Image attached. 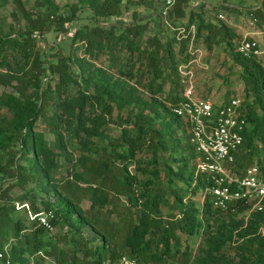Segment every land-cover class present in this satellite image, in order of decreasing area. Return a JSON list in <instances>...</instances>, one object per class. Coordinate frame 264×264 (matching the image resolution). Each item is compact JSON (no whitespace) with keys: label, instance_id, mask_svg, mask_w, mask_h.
<instances>
[{"label":"trees","instance_id":"trees-1","mask_svg":"<svg viewBox=\"0 0 264 264\" xmlns=\"http://www.w3.org/2000/svg\"><path fill=\"white\" fill-rule=\"evenodd\" d=\"M12 1L27 25L14 37L0 36V61L17 53L21 62L15 72L0 73V251L9 243L11 264H41L47 257L56 264H114L122 255L144 264H222L227 247L234 250L237 264H264V232H259L264 204L242 227L232 215L245 204L215 208L209 196L199 203L197 196L210 181L195 173L197 154L188 136L187 142L176 138L186 125L172 112L182 100L178 65L188 60L194 26L196 42L201 38L209 49L223 45L240 69L246 126L233 171L241 174L253 164L264 170V68L256 56L234 50V31L207 15L222 9L264 23V1L251 9L257 5L214 7L205 0L188 20L171 24L172 29L183 27L186 37L169 29L166 39V23L151 32L154 15L168 22L184 18L196 0H175L167 15L132 12L128 23L120 20L122 12L143 0H75L63 7L54 0H37L32 10L22 0ZM46 32L69 38L68 53L58 52L55 45L48 49ZM38 39L45 41V49L37 48ZM101 56L114 74L95 64ZM122 78H134L149 98ZM163 93L167 103L158 101ZM130 105L118 136H109L105 126L113 112L122 121V110ZM39 119L53 135L52 145L37 128ZM115 162L122 164L118 172L112 171ZM131 165L134 174L128 170ZM62 168H67V177L58 179ZM15 187L20 190L16 197L10 194ZM83 197L89 202L86 210L79 205ZM167 197L164 216L161 205H167ZM15 202L27 203L33 213L51 210L54 227H66L70 245L57 247L42 226L16 218ZM110 202L116 221L99 215ZM86 226L97 240L83 236ZM179 234L202 236L194 258L187 245L181 249Z\"/></svg>","mask_w":264,"mask_h":264},{"label":"rangeland","instance_id":"rangeland-1","mask_svg":"<svg viewBox=\"0 0 264 264\" xmlns=\"http://www.w3.org/2000/svg\"><path fill=\"white\" fill-rule=\"evenodd\" d=\"M35 1L37 0H22V4L27 10H32V7L35 4ZM40 1V0H39ZM75 0H54V2L59 6L63 7L66 3L74 2ZM208 2H212L211 0H207ZM230 2H233V5L239 4L241 6H255L258 5L260 0H228ZM264 1V0H263ZM148 3V4H147ZM147 4V5H146ZM192 4H195V1H192ZM140 5L148 6L152 8V6L157 7L159 10H164V2L163 0H143ZM236 6V5H235ZM131 9V8H130ZM125 11V12H124ZM121 14L122 17H120V20L124 23H128L131 21V14L132 12L129 10V7H127L126 10H124ZM142 13V11L140 12ZM228 17H225L226 19H220L222 20L229 28H231L234 31V40L233 44L235 45L234 50H236L237 46L241 42V40L244 38V36L247 39H253L255 40L260 48L264 50V23H261L260 20L253 18L250 15L244 14V13H233L228 12ZM224 14V13H223ZM155 18V17H154ZM224 18V17H223ZM109 20V19H108ZM159 21H157L158 26ZM27 25L26 19L20 14V12L17 11L15 8V5L12 0H0V36L4 37H14L20 31H23ZM178 24H176L177 26ZM148 34H151L150 32ZM194 34H195V28H194ZM67 36H71L72 32H69L66 34ZM43 39H46L48 44L50 46H47L48 49H50L53 45L57 48L58 52L67 54L71 45V40L69 38H65V35H58V38L56 39V33L54 32H46L43 35ZM36 46L39 50L45 49V41L42 39H38L35 41ZM196 47L201 50L202 55L198 58V61L195 65L192 66L193 69V85H194V92L197 97L205 98L209 97L210 100L213 103H218L223 101L228 96L236 95L239 96L245 103V90H244V84L243 81L240 79V69L237 66V64L228 57L225 53V49L223 48V45H212L211 48H206L205 44L201 40V38L198 39L197 42H194ZM175 49L177 50V46H175ZM77 54H80L78 50H76ZM260 62L262 61L260 58L256 57ZM56 58H52V61L55 62ZM20 57L19 54H12L10 55L6 61H0V73H12L15 72L16 64L20 65ZM95 64L98 67L106 69L111 74L113 73V69H110L108 67L107 58L105 56H101L99 59L95 60ZM262 64V62H261ZM122 80L127 81L130 87H133L136 89L137 93L140 94L144 99L149 98L148 94L143 91V89L134 83V78L127 80L126 78H122ZM128 86V87H129ZM169 87V84H165L164 86V92L167 91ZM131 91L133 89L130 88ZM7 91H12L11 87L7 88ZM165 93L162 95H158V101L159 102H166L164 99ZM167 103V102H166ZM133 106H126L123 108L121 116L123 118L122 121H120L117 116L116 112L114 111L113 115L110 118L109 123L105 126L106 133L111 137L118 136V130L120 127V123L124 122L125 115L131 110ZM146 110V109H145ZM145 112L149 113V110H146ZM115 115V116H114ZM36 126L38 129L42 130L44 133L45 138L47 139L49 145H52L53 141V135L49 133L46 126L43 123L42 119H39L36 123ZM160 127V126H159ZM176 138L178 140H185L187 142V129L182 128L178 130L176 133ZM142 154V157L148 158V154L145 152H140L139 155ZM196 159V158H195ZM195 159H194V170H195ZM255 163V158L252 161V164ZM122 164H118V162H115L112 164V171L118 172V169L120 171ZM70 169V167H69ZM67 168L60 169L59 173L57 174V178L60 177H67ZM129 172L134 174L137 172L136 168L131 165L129 166ZM69 180H71V177H68ZM63 180H60L62 182ZM5 183L4 185H6ZM85 188V184L82 182L80 184ZM108 189V188H107ZM20 193V190L15 187L10 194L13 196H17ZM110 193V192H109ZM39 197H45L43 193L38 192L36 194ZM53 200V198H52ZM113 200V199H112ZM197 201L201 203L203 200L201 198V195L199 194L197 196ZM170 202V198L167 197L166 203L167 205H161V210L166 216L167 214V207ZM115 203V201H112V205ZM80 207L86 210L88 208L89 202L85 197L82 198L81 202L79 203ZM111 202L108 203L107 206H105L104 210L100 211V216L103 219L106 218H112L114 221L117 220L118 215L117 212L113 211L111 208ZM123 203L119 206V208H123ZM116 208V207H115ZM253 212L248 207H246L241 212H235L232 216L234 220L238 222H243L242 227H244V224L249 220L250 213ZM14 216V215H13ZM225 216V215H224ZM223 216V217H224ZM21 218L23 220L28 219L25 211L23 209L19 210L16 213V218ZM127 217V216H126ZM15 218V216H14ZM119 224V223H118ZM259 232L262 234L264 232V225H262L259 228ZM70 234L66 233V227L61 228L60 225H56L54 231L48 233V237L55 241L57 244V247H66L70 245V242L68 241ZM83 236L85 238H95L97 240L99 237L89 228L84 227L83 229ZM180 236V247L183 249L186 245L188 246V250L192 252L193 258L198 254V250L200 245L202 244V236H193V237H184L183 235L179 234ZM69 252V250H68ZM225 259L222 261V264H237L238 257L236 256L234 250L227 247L224 250ZM41 264H56L54 259L51 257L44 258L43 262Z\"/></svg>","mask_w":264,"mask_h":264},{"label":"built area","instance_id":"built-area-1","mask_svg":"<svg viewBox=\"0 0 264 264\" xmlns=\"http://www.w3.org/2000/svg\"><path fill=\"white\" fill-rule=\"evenodd\" d=\"M163 15L173 8L175 0H163ZM218 18L224 19L218 14ZM181 37H186L183 27L173 28ZM187 54L188 60L178 65L179 79L183 87L182 100L172 112L183 120L188 133V142L197 156L195 173L207 176L210 184L201 193L204 200L209 196L213 207L226 208L241 202L250 210H261L264 204V170L253 164L241 174L233 171L234 153L242 145L246 117L242 109L243 100L236 95L228 96L223 101L213 103L209 97L195 95L192 66L201 57L202 52L194 44V26L190 27ZM237 51L246 56H256L264 68V50L253 39L245 36L237 46ZM16 210L26 209L29 221L42 226L48 233L54 231V214L51 210L33 213L27 203L15 202ZM38 256H43L39 251ZM0 264H11L9 243L0 251ZM114 264H144L129 255H122Z\"/></svg>","mask_w":264,"mask_h":264},{"label":"crops","instance_id":"crops-1","mask_svg":"<svg viewBox=\"0 0 264 264\" xmlns=\"http://www.w3.org/2000/svg\"><path fill=\"white\" fill-rule=\"evenodd\" d=\"M212 2H210L211 4H212V6H216V5H218L219 4V0H211ZM148 4V3H147ZM146 4V5H147ZM131 8V9H130ZM129 10L131 11V12H136V13H138V14H140V15H146L147 13L148 14H156V13H159V12H163V10H159L157 7H153L152 6V8L151 7H149L148 8V6H143L142 7V5H140V7L138 6V5H129ZM142 11V13H140ZM125 12V11H124ZM224 13V14H223ZM218 14H220V15H222L223 17H224V20L226 19L225 17H228L227 15L229 14L226 10H218L217 12H209V13H207V15H208V17L209 18H214V17H216V18H218ZM227 14V15H226ZM230 14H232L233 15V13H230ZM122 17V16H121ZM154 19H153V21L152 22H150V28L152 29L151 30V32L152 31H157L158 30V26H157V21H159V23H158V25H160V21H161V17L159 16V15H154ZM165 19V23L167 24L168 23V21L166 20V18H164ZM123 21V20H122ZM161 26V25H160ZM169 29L170 30H173L172 29V27H171V25L169 26ZM168 34H169V30H168Z\"/></svg>","mask_w":264,"mask_h":264},{"label":"water","instance_id":"water-1","mask_svg":"<svg viewBox=\"0 0 264 264\" xmlns=\"http://www.w3.org/2000/svg\"><path fill=\"white\" fill-rule=\"evenodd\" d=\"M200 2L205 3L206 1H205V0H196L195 4H192V5H191V7H190L189 10H188L187 15H186L184 18H181V19H178V20L172 19V20H170V21L166 24V27H165V39H166L167 34H168L169 26H170L173 22H177V21L179 22V21H186V20H188L189 17H190L191 11H192L194 8H196L197 5H198ZM262 2H263V0H260L259 3H258V5H257L255 8H251V9H257V8H259V7L261 6ZM220 4H222V5H224V6H228V7H236L235 5L230 4V3H219L217 6H219ZM207 7H208L209 9H212V6H211L210 4H207ZM160 25H161V27H164V25H165V19H164L163 16H161ZM76 27H77V20L75 21V25H74V28H75V29H76ZM68 33H69V32H68ZM68 33H67V34H68ZM72 34H73V32H72ZM61 35H63V34H61ZM158 36L161 37V34L159 33ZM47 45L50 46L49 44H47Z\"/></svg>","mask_w":264,"mask_h":264}]
</instances>
